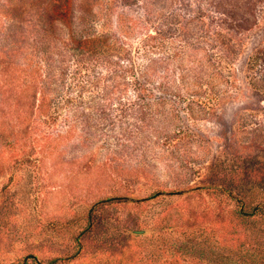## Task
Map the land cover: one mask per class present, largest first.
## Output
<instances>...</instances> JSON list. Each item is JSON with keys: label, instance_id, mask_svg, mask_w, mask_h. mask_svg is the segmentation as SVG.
Returning <instances> with one entry per match:
<instances>
[{"label": "rangeland", "instance_id": "374dc122", "mask_svg": "<svg viewBox=\"0 0 264 264\" xmlns=\"http://www.w3.org/2000/svg\"><path fill=\"white\" fill-rule=\"evenodd\" d=\"M232 1L243 7L244 0ZM257 1V22L251 16L244 26L246 16L236 19L249 34L264 28ZM202 2L213 10V2ZM113 4L140 14L138 0ZM208 13V24L219 21ZM114 27L109 17L98 31ZM138 38L123 39L137 67L144 63ZM207 49L218 69L213 84L192 81L198 73L210 80L213 72L199 71L193 53L177 64L191 73L185 85L175 83L180 95H124L105 115L96 112L103 105L96 99L73 103L67 112V75L62 92L8 102L0 112V264H264V217L238 230L233 225L239 195L245 212L264 207V91L259 99L247 94L248 86L237 82V57L224 61L217 49ZM81 83L88 95L98 94ZM105 155L115 157L114 165L102 167ZM135 165L141 169L121 170ZM197 246H205L202 258L181 253Z\"/></svg>", "mask_w": 264, "mask_h": 264}, {"label": "trees", "instance_id": "16d2710c", "mask_svg": "<svg viewBox=\"0 0 264 264\" xmlns=\"http://www.w3.org/2000/svg\"><path fill=\"white\" fill-rule=\"evenodd\" d=\"M138 1L140 14H132L122 6L117 7L113 0H0V112L7 108L8 102L21 104L22 100L35 92L45 98L53 92H62L66 75L69 114L73 103L79 106L95 99L103 102L99 109H95L96 112L105 115L112 109V102L120 101L124 95L133 94L142 100L153 99L154 92L164 96L180 95L181 92L177 93L174 85H185L187 75L191 73L177 64L190 54L198 56L196 64L201 68L199 71L202 68L213 70L210 80L205 76L198 77V73L192 81L205 79L207 84H213L218 69L207 48L217 49L221 54L219 58L224 61L237 57L239 79H245L247 84L240 80L237 82L248 86L247 94L258 95L259 99V92L264 91V28L249 34L236 22L239 15L246 16L245 21L240 22L244 26L250 24L251 16L257 22L255 16H258L260 6H254L257 0H244L242 8L232 0H208L213 2L209 7L212 11L203 8L207 4L202 0H192L193 7L187 5L191 0H168L167 4L166 0L164 5L163 0ZM261 1L263 9L264 0ZM114 2L117 3V0ZM206 11H209V15L215 14L217 17L214 18L219 21L208 24ZM109 17L115 19V32H99L98 28L107 25ZM230 21L233 27L229 28L227 24ZM236 27L244 30L243 38L237 37ZM130 36L139 37V51L144 62L139 67L135 66L130 48L123 40ZM243 39H247L248 43L238 55L235 52ZM176 43L178 47H173ZM127 76H131L132 80H127ZM81 81L98 94L88 95ZM72 95L75 98H70ZM80 110L74 109L73 112L81 113ZM2 128L0 123V134ZM12 143L8 142L9 145ZM114 160V156L105 155L101 165L110 167ZM134 168L126 170L121 167V170L132 172L141 169L139 165ZM261 173L264 174V169ZM250 174L256 178L261 175L260 172L259 175L254 174V170ZM261 187L264 196V185ZM211 191L225 194L222 190ZM249 192L245 193L246 197ZM238 198V209L233 213L234 230L251 218L258 215L264 217V207L255 209L254 206L251 212H245L247 203L240 202L245 197L241 194ZM260 200L264 201V198ZM239 244L243 246L242 242ZM204 247L189 250L184 247L180 250L185 255L202 258L199 253L202 254ZM239 253L242 255L245 252ZM56 261L50 260L45 264H55ZM183 262L173 259L167 264Z\"/></svg>", "mask_w": 264, "mask_h": 264}, {"label": "water", "instance_id": "95a60500", "mask_svg": "<svg viewBox=\"0 0 264 264\" xmlns=\"http://www.w3.org/2000/svg\"><path fill=\"white\" fill-rule=\"evenodd\" d=\"M140 233H142V232H140Z\"/></svg>", "mask_w": 264, "mask_h": 264}]
</instances>
